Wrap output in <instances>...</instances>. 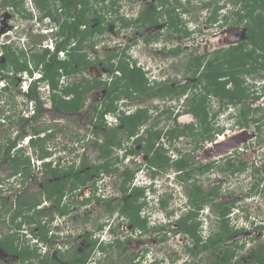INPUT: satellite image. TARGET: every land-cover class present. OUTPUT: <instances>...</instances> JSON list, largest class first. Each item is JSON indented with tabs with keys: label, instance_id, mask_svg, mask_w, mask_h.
I'll list each match as a JSON object with an SVG mask.
<instances>
[{
	"label": "flooded vegetation",
	"instance_id": "1",
	"mask_svg": "<svg viewBox=\"0 0 264 264\" xmlns=\"http://www.w3.org/2000/svg\"><path fill=\"white\" fill-rule=\"evenodd\" d=\"M89 1L90 3L86 5L89 24H80L79 28L80 30H85L89 26V28L94 29V33L87 34L85 37H81L80 34L76 36V30L74 29L75 25L69 27L70 12L67 10L70 8V2L59 1L56 5H51L50 7H52V9L57 10V17L54 18L52 15L36 7L33 0H23L21 4L22 9L24 5L26 10L24 9L25 12H22L21 16L25 20L30 21L26 29L29 30L32 28V30L37 33L43 32L41 33L43 37L41 41L35 42L41 49H48L47 46L49 41H54V50L59 53L57 56L59 61L69 60L72 57V53H76L77 55L78 52L83 53L82 57L77 59L79 61H75L73 64L74 67L81 66L82 68L80 70H75L73 74H64L61 72V75L57 77L60 86L63 87L72 82L82 83L85 80H89L91 83L97 81L101 82L103 83L102 86L91 88L85 94L81 107L77 111L71 113H65L59 109L53 108L49 99V92L46 93L44 97L43 92H41V100L30 99L27 94L28 91L23 92L19 88L21 83L28 78L25 72L21 75H17L15 77L16 82L14 83L11 82L12 77L0 76V80L3 82L0 87V94L6 93L12 97L13 94L19 93L24 96L25 103L21 112L26 110L28 101L34 100L36 106L40 104L43 108L41 116L47 112L59 114L58 116L84 115L87 113L90 125L87 126V130L91 137H89V133H85V135L93 140L92 147H94L96 141L101 142L103 138L100 137L101 133H97L94 124L90 123L91 119H96L100 114L105 115L111 113L115 116V119L113 118L110 122L103 120L104 128L108 129L122 126L120 117L137 114L140 111L145 112L144 114L148 116V121L152 115L161 116L166 114L169 124L162 126L159 124L158 119L156 121L153 119L152 123H156L153 129H162V134L154 140V145L151 149L148 148L149 142H146L145 139L140 143L136 140L140 139V137H148L146 129L150 128L152 123H145L135 134L126 136L127 139L124 140L120 148L113 147L112 155L109 157L113 162L111 165L112 170L108 173H101L99 175H95L94 173L91 174V177L95 180H98L97 178L102 175L108 176L111 179L109 190L103 194H99L97 192L98 186L96 183L95 185L97 187L94 190L91 182H89V184H86L82 188L75 189L72 192L67 191L59 201L48 199L46 196L44 182L53 178L50 176L47 177L49 173L44 171V167L46 168L47 165L43 166V164L49 163L52 168L57 169H74L82 171L100 163L102 157L99 154L96 156L98 162L94 161L88 164L80 157L64 158V156H62L57 158L55 154L50 156L53 150L44 146L43 148L45 149L44 152L46 156L40 158L38 157L39 152L36 154V160H39V164H35L34 161L31 162L30 157L25 155L28 156V161L25 163V159H21L19 169L16 170L15 167H12L14 162L12 155L7 156L5 154L6 148L2 150L0 153V169L8 165L10 171L7 175L14 177V180H19V182L18 184L16 183L17 191H15L13 203L9 201L10 203L7 205L5 201L2 200L3 193L1 194V191L5 190L11 192L13 188H5L3 185L5 177H0V203L2 204H0V243L7 241V237H12V239H8V241L14 242L15 238L13 237L15 236L12 235V231L14 230L15 235H18L19 232L26 231V229H23V226H29L28 229L31 233L29 234L32 236L34 235L37 240L46 244L49 239L43 241L39 238L40 234L46 232V229H50L52 224L61 217H71V212H77L82 206H86L84 207L86 209L87 205L90 206L92 201L103 205L100 206L103 207L102 213L105 219L101 221L95 229L84 230L78 235V238H81L83 241H80L81 244H79L80 246L77 245L78 247L74 245V249L79 253L87 251L91 246L89 242L91 240L87 241L83 236L84 233L89 232L91 238L98 237L99 242H106V240H102V237L100 239L102 235H95V231H102L106 225H109V227L111 225L118 227L119 233L117 235L119 239L124 242L122 244L123 246L126 244V246L130 248L133 246L131 241H135L134 244L137 246L136 257L139 264H170L168 260L166 263H163V257L162 259L155 257L154 259L147 260V252L150 251L151 245L156 247V244L159 243L160 245L162 242H167L170 238H177L179 235L183 237L182 240L189 242L186 243L185 241V247L188 249L190 255H195L192 256V258L194 257L193 262L189 264H204V261L206 264H210L216 257H221L227 244H232L235 250L237 245V250L241 252L246 248V244H248L246 240H250L253 243L257 240L259 241V235L256 233L264 232V219H260V217L258 219L257 216L251 217V215H246V220L248 222L245 226L239 227L237 224H231L229 215L236 207L233 205V199L223 200L224 193L216 191L218 186L216 180H218V178H208L207 182L210 183L211 186L205 189L203 184L193 181V174L196 173V177H198V175L209 172L213 166H218V169L226 172L227 176L231 178L233 175L236 177V174H242L249 170V175L255 180L245 193V197L251 198L257 194L264 196V187L262 186V184H264V146L261 145L264 139L261 138L262 133H260L259 130L261 127L259 124L261 123H257V126L254 127V138L243 142L238 147L232 146L229 150L222 152L216 149L219 144L235 136L236 132H244L249 126L235 124L237 127L234 128H219L216 127V125L214 126V118H212L210 119L211 128H209L208 131L202 130L201 122L197 120V114L191 109V102L195 98L196 100L203 99L202 106L209 116H216L226 107L234 108L236 116V112L238 113L241 107L244 108V104L246 105V103H249L252 108H258L257 111L264 112V93L262 92L253 93L245 91L244 94H246V96L242 97V99L246 100L245 102L242 100L236 104L235 97V103H228L225 105L223 104L224 98L212 92H207V88H204L207 81L205 76L207 72L206 67H208L210 61L211 65L209 67L215 68V66H224L217 76L219 82L229 79V71L236 74V66L230 67L224 63L226 59L224 53L236 47V44L245 40V38L238 42L231 41L227 45L217 44V41L222 34L225 36L229 30L241 24L244 26L243 34L245 36L246 27L244 23L246 20L242 19L241 13L245 14L247 11L246 4L249 3L248 7L250 8L253 6L254 0ZM29 5L30 7L28 8ZM11 8L14 10L12 6ZM32 8L34 10L36 9L37 13H34ZM79 8H81L80 4L76 6L75 10ZM71 13L73 14L74 12L72 11ZM250 14H256V10ZM250 18V20H254L252 16H250ZM2 21L6 24L9 23L7 19H2ZM6 24L1 25L3 28H0V35H6ZM13 29L14 28H11L6 31L12 32ZM15 29L14 33L18 36V40L20 41L21 39V41H23L24 37H26V32L24 33L25 28L22 29L16 26ZM20 35L23 37H20ZM80 37L82 38L81 40H83L82 45L78 44V42L81 41ZM13 42L17 43L16 46H18V41L16 42L13 40ZM9 44L11 43L9 42ZM3 45L4 44H2V46ZM2 46H0V48H2ZM76 46H80L81 49L77 50V52L72 51ZM12 48L15 49L17 47ZM136 50L144 53L147 59L144 57L140 59V54L135 55ZM216 57L217 59H215ZM227 59H229V56H227ZM182 66L188 76L187 79H183L177 73V69ZM225 66H227V68H225ZM135 71H138L140 74V78L142 79L140 86L142 87L134 88L130 85L131 89H128L129 91L127 92L126 82L128 78L126 80V75L130 76ZM208 71L210 72V68H208ZM262 79H264V76H259V80ZM37 83H39V81H37ZM12 86H14V91L11 89ZM167 86H172L177 92L162 93L161 89L167 88ZM7 87L8 89L6 90ZM227 87H234L232 80L227 81ZM37 88L40 89L39 84ZM234 88L236 89V87ZM110 90H114L111 97L114 99L112 103L116 109L113 112L110 110L105 112L104 108L107 105L105 104L106 96L110 95ZM92 93L95 94V99L93 98L95 102L88 105ZM116 95L117 97L115 98ZM72 96L74 97V94H68L63 97L70 100ZM158 97L162 99L163 103H159L158 101L155 102L156 99L159 100ZM210 99L216 100L217 106H215V109L214 106H211L212 103L209 102ZM148 100L153 102L146 105V101ZM160 104H164V106L162 107ZM85 108H87L90 113L88 111H83ZM252 110L253 109H250L249 111ZM185 115L192 116L194 121L186 123L187 121L182 120V116ZM164 122L166 123V121ZM56 124L58 123H55V125ZM191 125H193L192 127L194 128L193 133H189V135L179 133V129L186 128V126L189 128ZM41 128L45 129L43 131L44 134H40V136L43 137V143L45 136H47V132L56 129L47 127V125ZM177 133L179 134L176 135ZM18 140L20 139H16V145ZM82 140L83 139H81V141ZM83 144H85L84 141ZM16 145L13 149L16 148ZM8 146L9 142L7 141V147ZM82 146L84 148V145ZM160 146L163 148V152L169 157L170 161H175L182 155H186V161L190 169L188 176H185L184 171L180 168H175L169 164L163 165L158 161H153L155 156L160 155L157 152ZM28 147L32 148L30 142L28 143ZM17 149L23 151V147ZM117 149H122V153H117ZM203 154H206L205 157ZM116 156L120 159L119 162L115 161ZM222 160H224L226 164L225 167L218 165ZM240 161L243 162V165H240V167L243 168L239 170L238 165ZM230 164H234V166L229 168ZM128 169L132 173V178L129 183L130 186L126 184V187L122 188L124 183L123 178L125 176L123 172ZM230 169H235V171L231 172ZM145 170L148 172L149 176H152V181L154 183L156 182L155 178L157 176H161L160 174H163V172L164 174L167 173L165 175L167 179L174 180L185 187V200L183 205L178 204L175 206L174 202L172 203L175 196L172 189L169 188L170 191H159L154 188L156 185L149 187L150 189L147 191L146 189H142V195H140L137 200L138 205L135 203L132 208L133 212L137 211L140 224L133 228L128 217L122 214L120 208L124 206L125 201L128 200V197L131 195L132 187L136 186L135 182L138 179L139 172ZM178 175L186 177L185 180L178 178ZM8 178L9 177H7V179ZM34 179L39 180L40 191L38 197L32 199L30 185L31 181ZM191 180L193 182H190ZM195 186L201 188V202H199V198L197 199L194 198L193 195H190V189ZM210 191H212V193ZM23 196L26 197L25 202L21 200ZM106 201H109L113 208L107 209L105 206ZM33 203L35 204L33 205ZM70 203H72V205H70ZM223 207H227L228 212L226 215L221 216ZM143 210L146 214H143L145 213ZM86 214V216H90L87 210ZM153 214H155L156 217L154 222L150 224L148 219ZM160 214L161 216H159ZM225 219L228 220L229 228L234 231L238 230V233H234L228 239L219 240L211 246L210 241L218 238V236L216 237V233L221 231ZM205 222L207 224L206 231L201 229ZM183 225H185V228L187 225L192 227V230H184ZM5 228L7 231H4ZM193 229H196L195 233ZM243 232L248 235H243L242 238L240 237L241 239L239 237L237 238V236ZM46 233L48 235V230ZM193 233L195 235H193ZM108 234L111 238L114 236V233L111 231H109ZM262 242H264V239L252 247H255L257 250ZM197 249H199L198 252L196 251ZM193 250L194 252H192ZM253 250L254 249L248 252L249 255L247 260L253 257V255H251V251ZM215 251L217 252L216 255L214 253ZM94 252L95 249L87 252V261L85 264L91 261ZM1 253L8 256L5 258L6 261L4 262L0 257V264H14L13 262L15 259V262L18 264H28L37 258L32 257L22 261L17 253H8L0 246V254ZM204 253H206V257L202 255ZM175 254L174 252V255ZM199 254H201V256H198ZM208 254L213 257L208 258ZM45 256H55V254L50 255L49 251H45L44 254L38 257L41 260V258ZM167 258L171 261L174 259L172 256H167ZM236 259H238V256L235 251L230 264H236Z\"/></svg>",
	"mask_w": 264,
	"mask_h": 264
},
{
	"label": "trees",
	"instance_id": "2",
	"mask_svg": "<svg viewBox=\"0 0 264 264\" xmlns=\"http://www.w3.org/2000/svg\"><path fill=\"white\" fill-rule=\"evenodd\" d=\"M23 0H1L0 5H9L14 8L16 12H19L22 14L20 10V6L22 4ZM59 1H66L70 2V8L67 10L70 12V20H69V27L74 26V29L76 30V36L77 34H80L81 37H85L87 34H93L94 29L88 28L85 30H80L79 26L80 24H89L88 21V9L87 4L90 3L89 0H33L36 7L41 9L42 11H45L46 13L52 15L54 18L57 17V10L52 9L51 3L53 5H56ZM80 4L81 8L75 10L76 6ZM249 3L246 4L247 11L245 14L241 13L242 19L246 20L244 23L246 27L245 32V40L239 42L236 44V47L228 50V52L225 54V62L228 66H236V74L233 72L231 73L229 71V79L232 80V83H234V87H227V81L225 80L223 82H219L217 80L219 72H221V69L224 68V66H215L209 67L211 65V61L209 62L208 67H206L207 72L205 73V76L207 78V81L204 85V88H207V92H212L216 94L217 96L224 98L223 104L227 105L228 103H235L234 98L236 97V104L237 102H241L242 100L245 102V99H242L243 96H246L245 91L248 90V88L245 87V80L242 77L241 73L246 72L248 75L251 74L253 76L254 73H257L259 76H264V73L260 72V70H264V0H254V4L252 7H248ZM256 10V14H250L251 12ZM74 12L73 14L71 12ZM250 16L253 17L254 20H250ZM67 20V19H66ZM65 20V21H66ZM68 22V21H67ZM66 26V25H65ZM80 37V40L82 39ZM83 40L79 41L78 44L82 45ZM72 51L80 50L81 47L76 46L74 47ZM83 53H79L78 55L76 53L71 54V58L69 60L65 61H59L55 53H51L48 49H40V52L33 53L31 52V55H28L26 51L23 49H17L12 48L10 44H6L2 46V51L0 52V57L3 58V61L0 62V76L4 77H12L11 82H16V76L21 75L23 72H28V74H32L33 71H39L42 75L41 81H47L49 84V99L52 103L53 108L59 109L62 112L65 113H71L77 111L81 105L83 104V99L85 97V94L93 87H101L103 83L101 82H95L91 83L89 80H85L84 82H78V83H69L68 85H64L63 87L60 86L57 77L61 75V72L64 74H73L75 70H80L82 67H74L73 64L78 58L82 57ZM29 56V57H28ZM76 56V57H74ZM227 56H229V59H227ZM76 58V59H75ZM217 59V57L215 58ZM83 62V60H82ZM229 67V68H230ZM208 68H210V72L208 71ZM227 68V66H225ZM62 70V71H61ZM131 76V78H130ZM126 75V88L127 92L130 88V85H132L134 88H141L140 84L142 83V79L140 78V74L138 71H135L132 73V75ZM134 78V79H132ZM245 82V83H244ZM39 83L37 82H31L28 87V97L30 99H40L41 100V92L37 88ZM137 86V87H136ZM247 86V85H246ZM8 87L6 88V90ZM235 90V91H234ZM110 95L106 96V107L104 108V111H114L116 108L113 105V97L111 95L113 94L114 90H110ZM161 92L163 93H170V92H177L172 86H167V88H162ZM68 94H74V97L70 98V100L66 99L63 96H67ZM117 95L115 96V98ZM203 99L196 100L195 98L191 102V109H193L194 113L197 114V120L201 122L202 130L208 131L209 128H211L210 120L211 117L206 112L205 108L202 106ZM108 102V103H107ZM42 106L40 104H37L35 108V114L32 115L30 118H24L20 117V121L26 120L34 121L37 120L41 114H42ZM250 109H253L252 111H257L258 108H252L249 103L244 104V108H240V111L238 112L237 119H236V125L240 126H249V119L247 118L248 111ZM143 113V114H142ZM144 111H140L137 114H131L127 116L120 117V122L122 126L117 128H104V115L100 114L96 117V119H91L90 123L94 124L96 127L97 133H102V141H96L94 143V147L100 152L99 155L102 157V161L98 164L93 165L91 168L84 169L82 171L80 170H74V169H57L52 168L51 165L48 163H44V171L49 173V176L53 179L44 182V186L46 188V196L48 199H55L59 201L61 197L66 194L67 191L72 192L75 189L82 188L86 184H89L91 182V185L93 189L97 187L95 185L96 180L91 177V174L94 173L95 175H99L101 173H108L110 172L111 165L113 164L112 160L109 158L112 155L113 147L114 148H120L124 142L125 139H127L126 136L133 135L137 132V130L147 123L148 116L144 114ZM237 114V113H236ZM196 116V115H195ZM214 116V115H212ZM254 121H259V118L255 119ZM156 123H152L151 127L146 129V133L148 134V137H140V139H137V142H142L144 139L146 142H149L148 148L151 149L154 145V140L158 138L162 134V129H153ZM191 125L189 128L186 126V128L179 129V133H193L194 128ZM60 128L58 124L55 125V129L58 130ZM30 129H32V134H30V146L32 148L36 149V146H43L42 143V136H40L41 132H43L45 129L38 127L37 125H31ZM187 129V130H186ZM177 133L176 135H178ZM28 135V130L24 129V126H20V131L16 135V139H20L23 136ZM16 139L11 140L10 138L7 139L9 142V146L6 147V155L13 157V166L15 169H19V166L21 164V159H25V163L28 161V156L25 155H19L20 150L17 149V152L14 154H11V150L16 145ZM157 149V148H156ZM161 149V150H160ZM42 151L39 152L40 158L46 156V153L44 152L45 149H41ZM2 152L0 147V153ZM44 152V153H43ZM157 152L160 154L159 156H155L153 161H158L161 164H169L174 166L175 168H180L184 171L185 176L189 175L190 169L188 168V162L186 161V155H182L179 159L175 161H170L169 157L165 155L163 152V148L157 149ZM24 156V157H22ZM119 158L116 156L115 161L119 162ZM23 162V161H22ZM243 165V162L240 161V164L238 165L239 170L243 167H240V165ZM207 165V164H206ZM204 166V165H203ZM234 166V164H230L231 168ZM199 169V168H198ZM201 169V168H200ZM225 169V168H224ZM227 169V168H226ZM61 170V171H60ZM193 170V169H192ZM231 172H234L235 169H230ZM124 183L122 185L123 187H126V184L130 186V180L132 173L130 170H125L124 172ZM178 178L185 180L186 177L183 175H178ZM127 186V187H129ZM130 190V188H129ZM142 188L139 186H133L131 189V195L128 197V200L125 201L124 206L120 208V211L122 214L126 215L128 217V220L130 224H132V227L139 226L140 222L138 219L137 211L133 212V205L136 203L140 195H142ZM212 193V191H210ZM190 195H193L194 198H199V202L202 201V191L201 188L193 187L190 189ZM22 202H25L26 197L23 196L21 199ZM35 203H33L34 205ZM138 205V204H137ZM106 208H113L111 203L109 201H106L105 204ZM58 207V206H57ZM56 207V208H57ZM66 212V211H64ZM227 207H223L221 211V216H224L227 214ZM182 227V226H181ZM228 220L225 219L224 223L222 225V229L220 232L216 233V237L214 240L210 241V245L213 246V244L219 240L222 239H228L230 236H232L234 233H238V230L234 231L229 228ZM183 229L191 231L192 227L185 228V225H183ZM49 229H46V232ZM33 231V230H32ZM109 231L114 233V236L107 240V242H99L98 237L91 238L90 233H84L83 236L86 238V240L91 243V246L87 249V251L83 253H79L76 249L71 251L68 256H64L65 253H56L55 256H45L44 258H41L40 263L41 264H85L87 261V252L89 250L96 249V246L99 247L100 251L104 253L109 254L110 249H116L119 256L123 253H125L129 247L123 246L122 242L119 239V236L117 235L119 233L118 227L115 225H111L109 227ZM196 229H193V232L195 233ZM44 232L40 234L39 238H41L43 241H46L50 238V235L48 236L47 233ZM34 233V231H33ZM193 233V235H195ZM15 233H12L14 235ZM9 239V237H7ZM7 241L0 243V246L6 251V252H14L17 253L21 258V260L29 259L38 257L39 253H37V250L33 248H29L28 245L22 246V248H19L18 241L11 242ZM25 244V243H24ZM59 250V249H58ZM199 249L196 251L198 252ZM236 251V255L239 253L233 247L232 244H227L225 247L224 253L221 255V257H216L210 264H230L234 253ZM194 252V250L192 251ZM251 255H253L252 258H249L247 262H253L254 264H264V242H262L259 246V249H254L251 251ZM116 256H118L116 254ZM243 258L248 259L247 256L243 255ZM242 258V259H243ZM242 259H236V262L242 260ZM130 264H139L138 261H133L132 259L129 260Z\"/></svg>",
	"mask_w": 264,
	"mask_h": 264
},
{
	"label": "rangeland",
	"instance_id": "3",
	"mask_svg": "<svg viewBox=\"0 0 264 264\" xmlns=\"http://www.w3.org/2000/svg\"><path fill=\"white\" fill-rule=\"evenodd\" d=\"M51 5L53 4L51 3ZM29 7L30 5L28 6V8ZM24 9L26 10L24 5H23V9L21 5L20 6L21 12H25ZM32 10L34 9L32 8ZM34 13H37L36 9L34 10ZM20 16H21V13L13 10L11 6H4V5L1 6L0 5V28H3V26L1 25L6 24L5 22L2 21V19H7L9 21V23L6 24V27H5L6 35H0V46H2V44L4 45L7 43L9 44L10 42L11 43L10 45L12 47H17L16 48L17 51H18V48L23 49L24 51H26L28 55H31V52L33 53L40 52L41 47L35 44V42L41 41V39L43 38L42 34L33 35L31 33L32 28H30L31 30L26 29L30 21H27L22 16L21 17ZM16 26L22 29L25 28L24 29L25 30L24 33L26 32L25 38L27 39L29 38L28 41L30 45L27 44L25 41L22 44L21 39L20 41L18 40L19 39L18 36L14 33V30H16L15 29ZM243 27L244 26L241 24L239 26H236L234 29L229 30V32H227L225 36H223L222 34L220 39L217 41V44L227 45L231 41L238 42L240 40H243L245 38L243 34V31H244ZM11 28H14L12 32L6 31ZM21 36L22 35H20V37ZM13 40H15L16 42L18 41L20 43L18 44L19 47L16 46L17 43L13 42ZM0 49L2 51V48ZM139 54H140V59L142 57L147 59L144 53H141L139 50H136L135 55H139ZM2 61H3L2 58H0V62ZM177 70L179 71V72L177 71L179 76H181L183 79H187L188 76L186 72L184 71L183 66L179 67V69ZM260 72L264 73V70H260ZM241 74H242L243 79L246 82V83L244 82L245 83L244 85L246 88H248L247 91L253 92V93H256V92L264 93V88H263L264 79L259 80V75H257V73H254L253 76H251V74L248 75L246 72L241 73ZM1 86H2V82L0 80V87ZM13 87L14 86L11 87L12 91L15 90ZM45 95H46V92L45 93L43 92V97ZM90 96L91 97L88 101V105L95 102L94 101L95 94L92 93ZM96 97L98 98L97 95ZM158 98L159 100L156 99L155 102L158 101L159 103H163L162 99H160V97ZM152 102L148 100L146 101V105ZM209 102L212 103L211 106H214V109H215V106H217L216 100L210 99ZM24 103H25V98L19 93L13 94L12 97L6 93L0 94V147H1V150H5V148L7 147L8 138H10L11 140L16 139V135L20 131L21 125L24 126V129L28 130V134H32V129H30V126L33 124L37 125L38 127H46L47 125V127H52L54 129L55 123H58V126L60 128H58V130L47 132V136H45L44 141H43V146H36V149L34 151L33 148L28 147L29 141L25 143V140L29 137V136H26L17 141L16 148L13 149L11 154H14L15 152H17V148L23 147V151H20L19 155H28L30 157L31 162L34 161L35 164H39V160H36V154L37 152L42 151L41 149L44 146H46L48 149L53 150L52 153H50L51 154L50 156L55 154L57 158L62 157V156H64V158H72V157L79 158L80 157L81 159H84L85 163H88V164L94 161L98 162V159L96 156L99 154V151L91 146L93 140L89 138L91 137V135L87 130L88 129L87 126L89 125V122H88L89 117L87 113H85L84 115L75 114V115H70V116H66V115L58 116L59 114H54L53 112L52 113L47 112L46 114H44L37 120H34V121L31 120L29 122H27L26 120L20 121V117L24 116L22 115L23 111L21 112L22 107H24ZM33 105H34V102H33ZM160 105L162 107L164 106V104H160ZM83 111L89 112L87 108H85ZM248 112L249 113L247 114V118L249 119V127L245 129L244 132H236V135L234 136V138L228 139L225 142L219 144L218 147H216L218 151H222V152L227 151L232 146L238 147L243 142H246L247 140L254 138L253 131H254V127L257 126V123H261L259 124L261 125L259 130H260V133H262L261 138L264 139V112L263 111H248ZM236 115H238V113ZM189 116L190 115L182 116V120H185L188 122L194 121V118L192 116L190 117ZM210 117L211 119L214 118V126L216 125V127H219V128L237 127L235 126L237 116H235L234 108L226 107L222 112L218 113L216 116L214 117L210 116ZM253 118L255 119L259 118V121L255 122ZM153 119L154 121L158 119L159 124L162 126H164L165 124H169L166 114H163L161 116L152 115V117L147 123L148 124L152 123ZM164 121H166V123ZM85 133H89L90 136L89 137L86 136ZM41 134H44V132H41ZM102 136L103 135L101 133L100 137ZM81 139L83 140L81 141ZM83 141L85 142V144H83ZM82 145H84V148ZM261 145L264 146V142H262ZM122 151H123L122 149L120 150L117 149V153L121 154ZM203 155L205 157L206 154H203ZM218 165L222 167L226 166V164L224 163V160H222ZM9 171H10V168L8 165H6L5 168L2 167L0 169V177L1 178L5 177L4 178L5 182L3 183L4 187L13 188L11 189V192H8L5 190L1 191V194L3 193L2 200L5 201V204L7 205H9L11 201L13 203L15 191H17L16 183L18 184L19 182V180L17 181L14 180V177L7 175ZM164 172L163 174H160L161 176H157L155 178V181H156L155 183L157 184H156V187L154 188L158 189L159 191L160 190L170 191L169 188L172 189L175 195L172 203L174 202L175 206H177L178 204L183 205L184 200H185V197H184L185 187L181 186L174 180L167 179L165 176L167 173L164 174ZM249 174L250 172L249 170H247L245 173L236 174V177L233 175L231 178H229L226 172H223L222 170L218 169V166H213V168L209 170V172H206L202 175L197 174L198 177H196V173L193 174V178H194L193 181L203 184L204 188L208 189L211 186V184L207 182L208 178L209 179L215 178V177L216 179L218 178V180H216L217 181L216 184L218 183L216 191L224 193V196L222 198L223 200L233 199L232 200L234 201L233 205L236 207V209L234 208L233 212L229 215L230 216L229 218L231 219L230 222L231 224H234V225L237 224V226L241 227V226H245L248 222L246 220L247 219L246 215H251V217L257 216L258 219L259 217L260 219H264L263 218L264 217V196H262L261 194H257L256 196L251 197V198L245 197V193L249 190L252 182L255 180ZM48 176L49 175L47 174V177ZM7 177L9 178L7 179ZM97 179L98 180H96V185L98 186L97 192L99 194H103L104 192L109 190L111 179L108 176L102 175L98 177ZM149 180L151 181L153 180L152 176H149L148 172L145 170L139 174L138 181H136L135 183L136 185L138 183H141L147 186L145 183H148ZM38 181L39 180L37 179H34L33 181H31L30 189L32 193V199H35L36 197H38V193L40 191ZM193 181L191 180L190 182H193ZM262 186L264 187V184H262ZM145 189L147 191L150 188H145ZM70 205H72V203H70ZM100 205L102 204L94 203V201H92L90 203V206L87 205L86 209L84 208L86 206H82L79 210H77V212H71L70 214L72 215L71 217L64 216V217H61L55 223L53 222L54 224H52L51 228L48 230V235H50V238L46 244L40 242V240H37V238H35L34 235L33 236L30 235L31 233L28 229L29 226H23V229H26L25 232H19L18 235L14 234L15 236L13 237L15 238L14 242H16V240L18 241L17 246L19 248H22V246L24 245H28L29 248H33V250L36 249L37 253H39V256L44 254L45 251H49L50 255H53L59 252L63 254L65 251H69V252H65L64 254V256H68V254L74 250V245L80 246L79 245L81 244L80 241H83L81 238L80 239L78 238V235L82 233L84 230L95 229L96 226L99 225V223L105 219L102 213L103 205L102 206ZM86 210L90 214L89 217L86 216L87 215ZM143 214H146V212ZM155 214L151 215V217L148 219V221H150L149 222L150 224L154 222V219L156 217ZM159 216H161V214ZM206 228H207V224L205 222L203 227H201V229H204V231H206ZM4 231H7L6 228ZM108 232H109V225H106L104 226L102 231H95V235L97 236L102 235L100 236V239L102 237L103 238L102 240H106L107 242V240L111 239V236L108 234ZM12 233H15L14 230L12 231ZM263 233L264 232L256 233L259 235L258 236L259 241L264 239ZM243 235L245 236L248 234L243 232L239 236H237V238L238 237L242 238ZM9 239H12V237H10ZM182 239L183 237L179 235L177 236V238L176 237L170 238L167 242H162L160 245L159 243L156 244V247H153V245H151L150 251L147 252L148 253L147 260L152 259V258L154 259L155 257L162 259L163 257L164 259L163 263H166L167 260L170 262V264H189L190 262L192 263L194 259V257L192 258V256H195V255H192V256L190 255L188 249L185 247L186 240H182ZM246 241L248 244H246V248L243 251L237 254L238 259L243 258V255L248 257L249 255L248 252L252 249H255V247H252V246L258 244L259 242L258 240L255 243H253L250 240H246ZM134 243L135 241L132 240L131 244H133V246L130 247L125 253L121 254L120 256L118 253H117L118 256H116V251H117L116 249L114 250L110 249L108 251L109 254H107V253L100 251L99 247L96 246V249L91 258V261L87 262V264H130L129 260L131 259L133 261H137L138 260L136 257L137 246ZM186 243H189V242L186 241ZM174 252L176 253L175 255H174ZM214 253L216 255L217 252L215 251ZM202 255L206 257V253ZM208 255H209L208 258L213 257L210 254ZM7 256L8 255H5L3 253L0 254V257L1 259H3L2 260L3 262L6 261L5 258ZM167 256H172V258L174 259L171 258L172 259L171 261L170 259L167 258ZM198 256H201V254H199ZM39 260H40L39 257H37L31 263H28V264H40ZM15 261L16 259L14 260L13 263L18 264ZM21 264H26V263H21ZM204 264H206L205 261H204ZM236 264H254V263L252 261L247 262V259L244 260L243 258L242 260L238 261V263L236 262Z\"/></svg>",
	"mask_w": 264,
	"mask_h": 264
},
{
	"label": "clouds",
	"instance_id": "4",
	"mask_svg": "<svg viewBox=\"0 0 264 264\" xmlns=\"http://www.w3.org/2000/svg\"><path fill=\"white\" fill-rule=\"evenodd\" d=\"M31 33H32L33 35H36V34H41V33H43V32H41V33H37L36 31L32 30ZM44 33H45V32H44ZM24 41H25L27 44H29V41H28L25 37H24V40L21 41V43L23 44ZM19 44H20V43H19ZM29 45H30V44H29ZM18 47H19V46H18ZM47 48H48V50H49L51 53H55L56 56H58L59 53L55 52V50H54V41H53V40H50V41H49V44H48ZM19 49H20V48H19ZM25 73H27L28 78H27L26 81L22 82L21 85L19 86V88H20L23 92H27V91H28V87H29V84H30L31 82H37V81H39V87H40L39 91H40V92H46V93L49 92V84L47 83L46 80H45V81H41V80H42V75H41V73H40L39 71H33L32 74H28V72H25ZM1 82H2V81H1ZM2 83H3V82H2ZM3 86H4V85H3ZM42 90H43V91H42ZM33 102H34V100H30V101L27 102V103H28V106L26 107V110L22 113V115H24V116H22V117H24V118H30V117H32L33 114H35V108H36V105H35V102H34V105H33ZM113 118L115 119V116H114L113 114H111V113H107V114L104 115V121H106V122H110V120H112ZM187 122H188V121H187ZM26 136H29V137L25 140V143H27V142L30 140V134L25 135V136H23V137H26ZM23 137H22V138H23ZM22 138H20V139H22ZM231 138H234V136L230 137L229 139H231ZM227 139H228V138H227ZM141 172H143V171H140L139 174H140ZM137 181H138V179H137ZM145 184H146L147 186H145V185H143V184H141V183H138L136 186H139L140 188L145 189V188L152 187V185H154V182L151 181V180H149V182H148V183H145ZM155 185H156V183H155ZM144 186H145V187H144ZM106 232H107V231H106Z\"/></svg>",
	"mask_w": 264,
	"mask_h": 264
}]
</instances>
